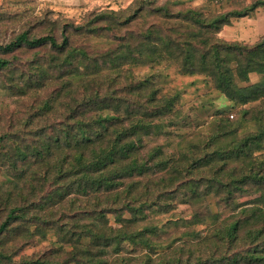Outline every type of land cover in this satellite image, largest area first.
Segmentation results:
<instances>
[{
	"label": "trees",
	"instance_id": "16d2710c",
	"mask_svg": "<svg viewBox=\"0 0 264 264\" xmlns=\"http://www.w3.org/2000/svg\"><path fill=\"white\" fill-rule=\"evenodd\" d=\"M262 7L135 0L0 40V264L50 232L70 251L17 263L264 264V35L219 37ZM171 67L204 75L237 119L179 134L182 91L155 72Z\"/></svg>",
	"mask_w": 264,
	"mask_h": 264
},
{
	"label": "rangeland",
	"instance_id": "374dc122",
	"mask_svg": "<svg viewBox=\"0 0 264 264\" xmlns=\"http://www.w3.org/2000/svg\"><path fill=\"white\" fill-rule=\"evenodd\" d=\"M135 0H0V40L9 42L11 38L20 32L21 24L32 21L36 17L42 18L47 13L52 19L63 18L79 22L87 13L99 12L110 8L114 10L125 9ZM165 1V0H161ZM177 1V0H175ZM216 9H221V5H217ZM21 23V24H19ZM32 32H37L36 25L31 26ZM264 35V7L257 9L253 17H246L239 20H233L232 26H227L219 33V37L227 41H241L246 43H254ZM156 73H163L166 77L163 88H178L182 91V96L177 109H184L189 113L191 123L185 127H176L179 134L185 135L193 133L200 128L206 126L212 118L220 112L221 118L236 120L241 107H233L229 101L213 89V84L206 80L204 75L183 76L177 72L174 67L169 69H157ZM137 75L145 76L151 73L146 67H138L135 69ZM261 76L253 74L251 83L261 80ZM1 99V97H0ZM259 102L247 105L246 108L259 106ZM231 116H234L231 118ZM149 147L156 143L151 140ZM158 141V140H157ZM264 152V151H263ZM252 198V197H250ZM247 199H242L246 201ZM191 208L185 204H179L172 213L189 215ZM158 216L159 218L169 217ZM111 222L114 223L113 218ZM58 237L55 233L50 232L45 239L35 238L29 246L15 258L16 264L19 262L20 256L30 259L41 258L45 261L60 259V255L56 253L59 247L70 251L66 245L58 243ZM74 264V263H71Z\"/></svg>",
	"mask_w": 264,
	"mask_h": 264
},
{
	"label": "built area",
	"instance_id": "2783aa9c",
	"mask_svg": "<svg viewBox=\"0 0 264 264\" xmlns=\"http://www.w3.org/2000/svg\"><path fill=\"white\" fill-rule=\"evenodd\" d=\"M231 117H233V116H231Z\"/></svg>",
	"mask_w": 264,
	"mask_h": 264
}]
</instances>
